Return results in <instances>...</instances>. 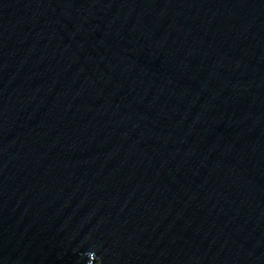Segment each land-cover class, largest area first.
I'll return each instance as SVG.
<instances>
[{"label":"water","instance_id":"water-1","mask_svg":"<svg viewBox=\"0 0 264 264\" xmlns=\"http://www.w3.org/2000/svg\"><path fill=\"white\" fill-rule=\"evenodd\" d=\"M0 264H264V0H0Z\"/></svg>","mask_w":264,"mask_h":264}]
</instances>
